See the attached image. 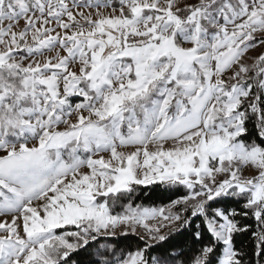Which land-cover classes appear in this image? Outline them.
Returning <instances> with one entry per match:
<instances>
[{
    "label": "snow or ice",
    "instance_id": "1",
    "mask_svg": "<svg viewBox=\"0 0 264 264\" xmlns=\"http://www.w3.org/2000/svg\"><path fill=\"white\" fill-rule=\"evenodd\" d=\"M0 264H264V0H0Z\"/></svg>",
    "mask_w": 264,
    "mask_h": 264
},
{
    "label": "trees",
    "instance_id": "2",
    "mask_svg": "<svg viewBox=\"0 0 264 264\" xmlns=\"http://www.w3.org/2000/svg\"><path fill=\"white\" fill-rule=\"evenodd\" d=\"M137 196L140 197L138 202L143 203H166L168 200V194L162 190L156 189L154 186H148L147 188L141 187ZM174 198V197H173Z\"/></svg>",
    "mask_w": 264,
    "mask_h": 264
}]
</instances>
